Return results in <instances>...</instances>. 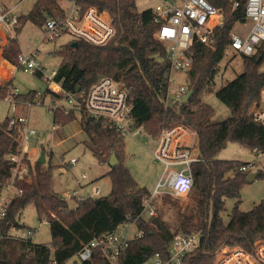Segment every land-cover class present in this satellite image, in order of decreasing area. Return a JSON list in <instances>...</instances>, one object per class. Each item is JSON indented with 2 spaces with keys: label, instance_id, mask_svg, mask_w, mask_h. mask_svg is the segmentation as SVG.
<instances>
[{
  "label": "trees",
  "instance_id": "16d2710c",
  "mask_svg": "<svg viewBox=\"0 0 264 264\" xmlns=\"http://www.w3.org/2000/svg\"><path fill=\"white\" fill-rule=\"evenodd\" d=\"M70 1L83 12L91 6L107 10L113 18L115 34L100 46L72 39L60 47L57 53L62 59L56 81L68 93L83 100L99 78L110 77L128 90L132 116L144 125V132L150 137L156 139L164 127L175 124L193 130L201 157V161L192 166L194 186L189 193L196 204L187 214L179 210L174 225L164 219L162 212L147 218L143 215L144 202L151 199V194L134 180L124 165L125 136L104 120L82 110L69 113L56 110L54 124L59 127L70 124L79 114V124L86 136L84 144L99 163L108 164L112 155L118 159L119 164L110 167L106 174L111 181V193L102 197L87 196L71 207L52 188V167L43 170V164L33 161L30 163L32 182H19L23 194L13 200L7 215L0 220V264H106L100 259L99 250L89 261L80 262L75 256L95 238H106L128 222L134 223L142 235L132 239L122 251L120 264H144L156 254L168 259L169 246L180 233L204 237L203 244L185 256L184 264H216L217 251L225 245L251 250L255 241L264 240V199L251 210L242 211L239 207L241 189L251 173L239 170L243 162L217 158L228 142H238L258 155L264 154V130L252 115L264 87V71L260 70L264 63V41L250 56L230 48L231 32L237 24L246 21L247 0H239L235 9L229 0H209L221 11L223 25L214 29L209 43L194 42L189 50L192 67L188 72L189 90L193 93L187 103L170 107L165 106L170 63L165 45L156 37L158 25L152 10L138 11L136 0ZM65 14L59 0H36L26 15L19 16L20 26L15 35L29 20L42 27L47 19H61ZM229 51L241 56L242 71L215 91L231 115L212 122L214 109L202 98L212 92L220 63ZM20 54L21 47L15 36L4 58L20 69L23 68L18 65ZM3 66L13 70L0 57V69ZM34 74L42 78L41 73ZM9 78L1 75L0 83ZM13 88L12 80L0 86V97ZM38 93L40 91L32 90L14 99L19 105L22 101H34ZM42 94L44 98L61 96L48 88ZM21 145V125L9 126L7 117L0 127V181L11 175L8 155L17 154ZM258 172V178L264 179V170ZM226 198L238 199L229 224L223 218ZM30 203L36 206L39 220L48 222L51 245L10 235L13 228L34 233L17 220L18 213Z\"/></svg>",
  "mask_w": 264,
  "mask_h": 264
},
{
  "label": "built area",
  "instance_id": "2783aa9c",
  "mask_svg": "<svg viewBox=\"0 0 264 264\" xmlns=\"http://www.w3.org/2000/svg\"><path fill=\"white\" fill-rule=\"evenodd\" d=\"M161 4L152 10L154 21L158 25L156 37L166 47V58L170 63L169 89L167 91L165 106L170 107L183 103V98L189 91V82L171 90L174 82L172 72L179 70L188 73L192 67V59L189 50L195 41L209 43L211 35L216 27L223 25V16L219 9L214 7L209 0H158ZM232 8L239 5V0H229ZM69 3L72 4L70 0ZM17 6L0 10V25L6 28L17 29L20 26L19 15L15 12ZM246 21L241 23L247 30L245 33L232 31L230 48L242 55H253L258 46L264 41V0H247L245 5ZM44 31L50 40H56L63 36H69L74 40H83L92 45H104L115 34L113 18L107 10H99L91 6L84 12L75 4L66 11L61 19L49 18L45 22ZM42 52L35 49L27 54L18 56V65L30 72H39L48 84V89L61 95L57 99L50 97L48 107L52 112L61 110L65 113L71 111H83L89 116L101 119L114 127L122 136L131 134L137 136L144 132V125L138 123L132 116V105L129 101L128 90L114 79L103 76L95 82L86 92L83 100L76 95L64 90L56 81L57 69L50 71L41 60ZM16 89L4 97L14 106L15 113L9 117V126L21 125V149L17 154L8 155L11 175L0 181V220L7 215L10 204L16 197L22 196L23 189L19 182L31 183V166L38 158L36 151L24 149L26 145H32V137H40V133L30 129L28 117L17 114L18 103L14 96L18 95ZM47 97L42 92L34 101L25 104L32 107L34 104L46 103ZM252 115L264 130V87L260 100L254 105ZM59 126L54 124V130ZM23 136V142H22ZM157 139L153 157L156 162L164 165L163 175L157 184L151 198L164 193L175 196L188 195L194 186L192 166L201 161L197 149L196 134L190 128L175 124L164 127ZM77 160L69 162L73 165ZM256 161L245 162L240 165L242 172L253 173L257 169ZM68 164V165H69ZM86 178V175L83 176ZM100 189H94V195L100 194ZM73 197L76 204L83 199L80 191H75ZM150 200L144 202L143 215H156L155 208ZM10 235L16 238H32L31 231L11 230ZM139 231L132 222L125 223L119 229L103 239H94L86 244L75 256L80 262L92 259L96 250L100 251V259L106 264H120V255L129 245V242L140 237ZM200 246V237L196 234L180 233L175 235L169 246V258L163 259L156 254L150 261L144 264H184L187 254ZM216 264H264V240L254 242L251 250L241 246L222 248L217 252Z\"/></svg>",
  "mask_w": 264,
  "mask_h": 264
},
{
  "label": "rangeland",
  "instance_id": "374dc122",
  "mask_svg": "<svg viewBox=\"0 0 264 264\" xmlns=\"http://www.w3.org/2000/svg\"><path fill=\"white\" fill-rule=\"evenodd\" d=\"M35 1L0 0V10L17 6L18 8L15 9V12L19 16L26 15ZM136 3L137 10L140 12L154 9L161 4L158 0H136ZM70 4L68 0H59V5L65 12L70 9ZM4 30V27L0 25V49H2V45L5 44L8 36L7 31L5 33ZM246 30L247 27L241 23L237 24L233 29V31L240 33H245ZM17 39L22 54L39 49L43 54L41 60L50 71L58 69L62 58L57 51L70 41L69 36H63L56 40L48 39L43 26H37L30 20L24 24L21 31L17 34ZM241 61V56L233 55L231 51L227 52L220 63V70L216 76L212 92L204 94L202 98L204 102L211 105L214 109V114L210 119L212 122L224 120L231 115L229 108L218 100L215 91L241 73ZM260 70L264 71V63ZM172 78L174 82L171 84V90L173 91L189 82L188 73L179 70L172 72ZM12 85L17 90V93L21 95H25L32 90L44 92L48 88V84L43 78H39L25 68L15 70ZM4 97H0V127L7 117H11L15 113L13 104ZM49 98L47 97L46 103L34 104L32 107H28L24 101L18 105L17 114L28 117L29 128L40 133L37 144L29 146L24 143V149L31 150L35 148L39 154L43 149L48 152L46 163L43 164L42 169L47 170L50 166L52 167V188L71 207L76 205L77 200L73 197L75 191H80L81 195H84L82 197L85 198L87 197L85 196L86 192L91 191L93 187H99L101 192L98 196H108L111 193V181L105 174L110 170L109 163H99L84 144L86 136L79 124V114H77L76 120L55 132L54 114L48 107ZM124 142L126 153L124 159L125 167L129 170L134 180L141 187H145L152 195L164 172V165L156 162L152 154L156 148L157 139L142 132L137 136L126 135ZM217 158L243 163L260 160V163H256L257 169H255V172L264 170V154L258 155L238 142H228L225 148L217 155ZM73 159L77 160V162L70 165L69 162ZM84 175H86V178H83ZM159 195L161 196L152 197L153 199L151 198L150 203L156 210V216L162 212L164 219L171 225L176 223L179 210L187 214L196 204L189 194L180 197L171 193ZM162 195H165V197ZM263 199L264 179L257 178L253 183L243 185L239 207L242 211H249ZM237 202L238 199L235 198L225 199L226 210L223 213V218L226 224L231 221L232 210ZM147 214L146 212L145 216H148ZM17 220L25 224L29 229L34 230L32 240L35 243L52 244L49 224L46 221L41 222L39 220L36 206L33 203L28 204L18 213ZM225 247H230V245H225L218 251Z\"/></svg>",
  "mask_w": 264,
  "mask_h": 264
},
{
  "label": "crops",
  "instance_id": "0c3cea01",
  "mask_svg": "<svg viewBox=\"0 0 264 264\" xmlns=\"http://www.w3.org/2000/svg\"><path fill=\"white\" fill-rule=\"evenodd\" d=\"M71 6H72V4H70ZM71 6H70V8H71ZM4 27V26H3ZM4 32L5 31H7V33H8V36H7V39H6V42H5V44H3L2 45V49H0V57H1V59L3 60V61H5V62H7V63H9V65H11L12 67H13V70H11L10 68H7V67H5V66H3V69H0V76L1 75H7V76H9L10 78L8 79V80H6L5 82L6 83H8L10 80H12L13 79V74H14V72H15V70H17V66L16 65H14V64H12L11 62H9L8 60H6L5 58H4V52H5V50H6V48H7V46H8V44L10 43V41L15 37V36H17V35H15L16 34V29H12V28H6V27H4ZM44 29V28H43ZM6 33V32H5ZM72 38H70V40H71ZM18 40V39H17ZM1 44V43H0ZM0 83V86H2V85H5L6 83ZM60 129H62L61 127H59L58 128V130H56L55 132H57V131H59ZM38 140H39V138H37V137H32L31 139H30V141H31V144L32 145H35V144H37V142H38ZM32 145H29V146H32ZM32 150H34V152L36 151L35 150V148H32L31 149V151ZM44 151V150H43ZM46 152V151H45ZM36 153H37V158L39 157V153L36 151ZM46 158H47V153H46ZM256 162L257 163H260V160H256ZM111 167V166H110ZM254 173V172H253ZM252 174V173H251ZM106 175V174H105ZM96 188H98V189H100L99 187H93L92 188V190L91 191H89V192H86V195L85 196H96V195H94L93 193H94V189H96ZM101 191V190H100ZM81 193V192H80ZM81 196H84V195H81Z\"/></svg>",
  "mask_w": 264,
  "mask_h": 264
},
{
  "label": "water",
  "instance_id": "95a60500",
  "mask_svg": "<svg viewBox=\"0 0 264 264\" xmlns=\"http://www.w3.org/2000/svg\"><path fill=\"white\" fill-rule=\"evenodd\" d=\"M75 45H77V44L75 43ZM192 93H193V90H192V89L189 90V91L187 92V94H186L185 97L183 98V103H187V101L189 100V98H190V96L192 95ZM37 162L40 163V164H45V163H46V152H45V151H42V152L40 153V155H39V157H38V159H37ZM108 163H109V165H110L111 167H114V166H116V165L119 164V161H118V159L116 158L115 155H112V156L110 157ZM259 174H260L259 172H254V173L250 174V175L247 177V183H253V182L259 177ZM203 241H204V237L201 236V237H200V245L203 244Z\"/></svg>",
  "mask_w": 264,
  "mask_h": 264
}]
</instances>
